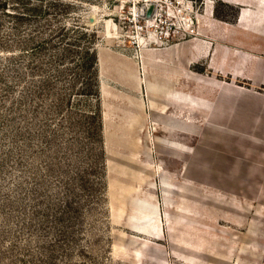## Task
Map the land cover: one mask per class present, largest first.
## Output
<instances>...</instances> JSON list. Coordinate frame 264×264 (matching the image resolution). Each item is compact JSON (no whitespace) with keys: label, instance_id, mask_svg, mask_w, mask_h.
I'll use <instances>...</instances> for the list:
<instances>
[{"label":"rangeland","instance_id":"rangeland-1","mask_svg":"<svg viewBox=\"0 0 264 264\" xmlns=\"http://www.w3.org/2000/svg\"><path fill=\"white\" fill-rule=\"evenodd\" d=\"M230 2L0 0V264H264V153L253 154L258 168L231 155L228 167L181 170L193 147L194 110L179 105L191 103L188 88L207 86L200 79L249 88L212 70L223 50L230 67L264 71L242 53L264 48L256 2ZM151 57L178 69L187 113L177 130L152 129ZM127 99L142 116L129 125ZM231 116L243 148L264 150V129L253 127L264 112L235 106ZM118 126L133 148L110 139ZM125 157L141 170H126ZM158 164L178 186L164 191ZM135 183L130 194L118 187ZM133 190L153 199L132 201Z\"/></svg>","mask_w":264,"mask_h":264},{"label":"bare ground","instance_id":"bare-ground-1","mask_svg":"<svg viewBox=\"0 0 264 264\" xmlns=\"http://www.w3.org/2000/svg\"><path fill=\"white\" fill-rule=\"evenodd\" d=\"M225 1L228 3H231L230 0H225ZM262 19H264V18H262ZM224 44H225V42H224ZM228 52H230V51H228ZM217 56H218L217 53L215 55H213V60H215L217 58ZM221 56L223 58V63H222V60H221L222 64L219 63V64L215 65L214 62H212L211 63L212 70L217 72V73L224 74L227 69L231 68L227 74L232 75L234 79L237 78L238 72L240 71V69H239L240 64L237 62V63L233 64L232 67H230L227 64V58L226 57L228 56V54H227V51H225V50H223V52L221 53ZM253 62H255V61H253ZM145 64L146 65L148 64V66L154 65L156 67V68H154V70H155V72L153 73L154 75L149 76L148 82L146 84V96H147L148 111H149L150 116L152 115V119H151L152 126L153 125L155 126V127H152V129L156 130V132L158 133L161 131L162 128H169L168 127L169 125H173V127H174L173 129L176 128L175 130H177L178 129V125H176L177 121L183 119V115L186 112L185 111L183 113L182 112L183 108L179 107V105H178V100L180 98L179 96L181 94L180 92L183 89L181 87V85H179L177 83L176 78L179 75L178 69L175 67L174 69L172 68L173 70H170V69L165 68L166 66L162 68L163 63L161 62V60H155L152 57L149 60H147V62ZM256 64H258V63L256 62ZM148 66H145V67H148ZM246 68H248V67H245V69ZM249 70H250V67H249ZM241 73H242V71H241ZM247 74H248V72H247ZM250 74H251V72H250ZM247 77H249V76H247ZM192 78H194L197 82L201 80V82H206L209 85H215L218 83V82L214 81L213 79L204 81L206 79H200L199 80L197 76H193ZM236 93H232V95L236 94ZM183 95L185 96L184 99L193 100V97L190 98L186 92ZM227 96H229V95H227ZM202 97L203 96L201 94L197 95V98L199 99L198 101H199V103H201L200 105L205 106L206 103H204L205 101L202 99ZM216 101H218V100H216ZM124 103L125 104H123L122 109L120 110L121 115H123V117L121 118L122 123L123 124L128 123V125H129V122H131L135 119H137V121H139L142 118L141 113L139 114V110L136 112L131 111L130 107H131V105H133L132 101L130 99H127ZM224 103H226V102H224ZM254 104L256 106V103H254ZM209 106H210V104H209ZM208 110H209V108H208ZM216 111L219 112L220 110L219 111L216 110ZM190 112L192 114V109L190 110ZM201 112H202V110H201ZM188 114L190 115L189 112H188ZM201 114H203V112ZM215 116H216V114H215ZM225 117H224V119H225ZM146 118H147V116H146ZM150 118H148V119H150ZM143 119H144V117H143ZM242 122H245V121L243 120ZM132 124H134V122H132ZM192 124H193V122H192ZM192 124L190 127L191 132H187L189 137H186V139H188L189 142L192 143L191 145H193V147L191 149H187L186 156L182 160L181 170H187V168H189V167H192V169L212 168V167L219 168L220 166L228 167V166H230V160H231L230 156L231 155H238L239 156L237 159H235L237 161L236 165L238 164V167H240L243 164H246L245 163L246 160L253 165L257 164L256 165L257 168H258V164L262 163L261 158H256L255 156H253V154L260 155L261 152L264 153V150L259 149L258 147L254 148V149L253 148L247 149L248 147L243 148V144H244V141H243L244 137L243 136L234 135L232 133H231L232 135L231 134L230 135H228V134H214L213 135V134L209 133V134L203 135L201 137H196V135H194V134H197V133H194L195 127ZM146 125H148V124H146ZM212 127H214V126L212 125ZM224 132H225V130H224ZM110 139H117V141H115L116 144L126 143L127 148H129L128 146L133 148L135 146V144L137 143V141L135 142V140L133 138H130L127 134H125L123 130H119V126L117 127V130H115V131L113 130ZM119 140H121V141L119 142ZM259 145H261V144H259ZM161 146H162L161 148H164L169 153L175 154V152H176L175 150H176L177 146H175L172 143H166V144H163ZM181 150L182 149L180 148V152H181ZM250 151H251V153H250ZM196 153L198 155H196ZM248 153H250V155H248ZM111 154H112V152H110L108 154V160H110L108 163L110 164V167L115 165V163L113 161V157ZM129 161H130V159H128L126 157L122 161V163H125V164H133L132 167H129L126 170H128L130 168H133L134 172H136L137 170H141L140 166L137 165L138 161L135 157H134V160L132 161L133 163H130ZM172 164L177 165L178 162H173ZM236 165L232 164L231 167L236 166ZM160 167H161V164H158L156 171L159 175L160 185L164 188V191L166 188L169 189L170 186H178L176 184H172V182L170 181L171 179L168 177V175H165L162 172V169ZM115 168L116 167L114 166V169ZM117 168H118V166H117ZM147 169H150L149 165L147 166ZM136 175H137L136 173L131 174V176H136ZM140 181L141 180L137 181V183H140ZM137 183L134 184V187L133 186L130 187L129 185H123V186L120 185L118 187H119V189H122L123 192H127L130 194L132 188H135V187L138 188ZM133 192H134V195L130 196V198L132 197L131 198L132 201L136 200L138 203L140 202L141 204L143 202L148 203L151 201L152 196L148 191H146V193H144L141 191H134L133 190ZM152 199H153V197H152Z\"/></svg>","mask_w":264,"mask_h":264},{"label":"crops","instance_id":"crops-1","mask_svg":"<svg viewBox=\"0 0 264 264\" xmlns=\"http://www.w3.org/2000/svg\"><path fill=\"white\" fill-rule=\"evenodd\" d=\"M244 1H245V3L247 2V0H244ZM255 1H256V5H257V6L255 5L256 11L259 12V15L254 18L255 22L257 24L258 21L264 20V19H262V18H264V0H255ZM239 2H242V0H239ZM246 9L247 8L245 6L244 11H246ZM246 17H247V15H245V22L244 23H247L248 20L250 21V19L247 20ZM242 53H243V56H245V57L250 56V58H255L256 61L254 62V64L256 67L257 66L260 67V64H262L264 62L263 61L264 60L263 59L264 58V48L261 46L256 47L253 50H250L247 52H242ZM256 62L258 64L260 62V64L258 65V64H256ZM261 69L256 68L253 71L250 70L248 72V74H247V72H242V73H241V71L238 72L237 78H241V79L249 82V88H243V87L237 86V85H234L232 87L230 84L225 85V84H221V83H217L215 85L206 84L207 86H201V85L199 86L198 85L197 87L188 88V92L192 93L193 100L190 101L191 102L190 104L186 103L184 105V102H182L179 105L180 106H186V107L191 106V109L194 110L193 116H196L197 119L194 120L192 117V121H193L192 125L195 127L194 133H197V134H194V135H196V137H201V136L209 134V133H211L213 135L214 134H228V135H230L232 133L234 135L246 137L247 134H245V132L242 130L243 127H242L241 120H238V121L235 120L236 122L234 121L235 123H233V125H232V121H231L232 108H235V106H237L240 109V112L243 110L247 111V112L255 111V110L256 111L261 110L262 112H264V71ZM228 72L229 71L226 70L225 73H228ZM250 72H251V74H250ZM247 76H249V77H247ZM259 90H262V92H258ZM232 93H236V94L232 95ZM198 94H201L203 96L202 99L205 101L204 103H206L205 106L200 105L201 103H199V101H198L199 99L197 98ZM227 95H229V96H227ZM232 98H234V101L236 98L238 100L236 102L232 103L231 102ZM216 100H218V101H216ZM224 102H226V103H224ZM208 103L210 104V106ZM254 103H256V106ZM208 108H209V110H208ZM201 110H202L203 114H201L202 113ZM216 110H218V111L220 110L221 112L220 111L217 112ZM215 114H216V116H215ZM224 117H225V119H224ZM212 125L214 127H212ZM253 125H254L253 126L254 128L258 129L259 127H261V129L263 130L264 129V118L260 117L259 119H257L254 122ZM224 130H225V132H224ZM263 132H264V130H263ZM177 137L183 138V134H180V135L178 134Z\"/></svg>","mask_w":264,"mask_h":264}]
</instances>
